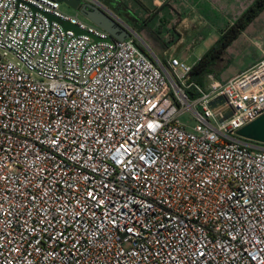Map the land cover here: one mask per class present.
<instances>
[{"label":"built area","instance_id":"obj_1","mask_svg":"<svg viewBox=\"0 0 264 264\" xmlns=\"http://www.w3.org/2000/svg\"><path fill=\"white\" fill-rule=\"evenodd\" d=\"M58 5L0 0V264H264V55L197 83Z\"/></svg>","mask_w":264,"mask_h":264},{"label":"crops","instance_id":"obj_2","mask_svg":"<svg viewBox=\"0 0 264 264\" xmlns=\"http://www.w3.org/2000/svg\"><path fill=\"white\" fill-rule=\"evenodd\" d=\"M107 7L112 4L117 15L133 32L146 35L152 39L156 52L152 55L158 61H165L169 57H176L182 61L187 58V47L192 45L195 37L206 40L210 38L212 44L220 36L221 30L217 25L229 26L235 21L254 0H97ZM263 16V17H262ZM260 25L264 22V9L249 23L255 25L258 20ZM144 25V26H141ZM195 25H203L208 34L205 37L198 33L193 38H188L191 33L188 29H195ZM215 30L216 33L211 31ZM246 29L241 32L245 34ZM136 33V32H135ZM137 34V33H136ZM137 34V35H138ZM139 36V35H138ZM240 37V36H239ZM238 41V37L230 44L231 48ZM249 41V40H248ZM244 41L243 43H246ZM227 48V49H228ZM264 49L257 57L246 64L238 65L226 78L222 77L223 67L219 72V80L225 81L240 71L250 67L261 59ZM222 61H225L222 59ZM220 63V62H219ZM224 75V73H223Z\"/></svg>","mask_w":264,"mask_h":264},{"label":"water","instance_id":"obj_3","mask_svg":"<svg viewBox=\"0 0 264 264\" xmlns=\"http://www.w3.org/2000/svg\"><path fill=\"white\" fill-rule=\"evenodd\" d=\"M58 4H65L71 8L77 15L81 16L87 22L95 25L99 29L106 32L110 38L117 41L133 36L139 46L149 55L153 56L145 42L133 32L117 15L112 11L115 8L112 4L107 7L101 5L97 0H53ZM31 10H34L31 8ZM47 20L56 21L64 30H71L74 34H85L86 32L79 30L76 26L65 21H59L49 14H43ZM96 41V38H93ZM154 57V56H153ZM155 58V57H154ZM225 100L222 96H216L211 99L207 106L214 112L217 122H222L231 115V109L224 107ZM221 110H217L219 107ZM234 135L244 141L264 145V113L259 115L253 121L243 125L235 130Z\"/></svg>","mask_w":264,"mask_h":264},{"label":"rangeland","instance_id":"obj_4","mask_svg":"<svg viewBox=\"0 0 264 264\" xmlns=\"http://www.w3.org/2000/svg\"><path fill=\"white\" fill-rule=\"evenodd\" d=\"M233 3L239 0H232ZM58 10L65 15L73 16L75 12L65 4H59ZM246 10V9H245ZM244 10V11H245ZM263 17V16H262ZM78 20H82L81 16L77 15ZM260 20L256 22L255 25H246L243 27V32L246 29L245 34L239 33L238 41L234 43L231 48H226L221 55V58L214 63L211 68V71L208 73L212 75L215 79H219V72L223 67L224 72L221 73L222 77L226 78L230 71L236 68L238 65L246 64L251 61V59L258 56L261 49H264V22L262 25L259 23ZM219 28H224L227 25H217ZM216 33L215 30L211 31ZM187 33H191V36L188 38H193L196 34L200 33L205 37L207 31L204 29L203 25H195V29H188ZM141 35V34H139ZM240 36V37H239ZM249 40V41H248ZM247 41L246 43H243ZM192 45L187 47V58L184 63L188 66H192L212 45L210 38L206 37V40L197 39L195 37L192 41ZM224 59L225 61H222ZM220 62V63H219ZM224 73V75H223ZM179 121L190 128L194 125V121L189 117V113H183L179 117Z\"/></svg>","mask_w":264,"mask_h":264},{"label":"trees","instance_id":"obj_5","mask_svg":"<svg viewBox=\"0 0 264 264\" xmlns=\"http://www.w3.org/2000/svg\"><path fill=\"white\" fill-rule=\"evenodd\" d=\"M264 9V0H254L246 10L225 29L221 30L220 36L211 45V47L191 66L189 73L190 80L200 83L202 77L211 71L212 66L221 58L224 50L237 38L243 27L251 21ZM144 26V25H141ZM138 34L139 30H135ZM140 34V33H139ZM138 34V35H139ZM147 47L155 54L156 46L152 39L146 35H139ZM137 46L142 50V48ZM146 54V53H145ZM162 62V61H161Z\"/></svg>","mask_w":264,"mask_h":264}]
</instances>
